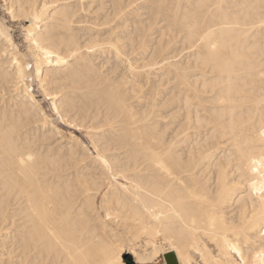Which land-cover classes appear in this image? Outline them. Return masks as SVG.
<instances>
[{"label": "bare ground", "instance_id": "6f19581e", "mask_svg": "<svg viewBox=\"0 0 264 264\" xmlns=\"http://www.w3.org/2000/svg\"><path fill=\"white\" fill-rule=\"evenodd\" d=\"M13 4L0 264H107L163 244L162 264H261L264 0ZM22 20L24 51L8 25Z\"/></svg>", "mask_w": 264, "mask_h": 264}, {"label": "snow or ice", "instance_id": "6c2138e0", "mask_svg": "<svg viewBox=\"0 0 264 264\" xmlns=\"http://www.w3.org/2000/svg\"><path fill=\"white\" fill-rule=\"evenodd\" d=\"M17 5L13 4L10 6L5 5V11L8 16H10L13 20L17 18ZM23 8V6H20ZM29 19L33 20H38L39 16H31V17H26ZM29 39L32 40L33 43H36L35 39L33 38V34L31 32L28 33ZM43 41L46 44H50L51 38L50 37H43ZM37 47L39 48L40 45L37 44ZM74 54V53H73ZM51 55V53H49ZM261 193L262 199H264V185H262L259 189ZM168 245L163 244V245H153L152 249L148 251L145 254H141L136 251L135 248H130V247H122L118 248L115 250L113 258L107 262V264H126V259H121V253H131L132 256L134 257V260L132 261V264H162V253L167 250ZM233 251H236L235 248ZM262 256H264V253H262ZM261 264H264V259L261 260Z\"/></svg>", "mask_w": 264, "mask_h": 264}, {"label": "rangeland", "instance_id": "374dc122", "mask_svg": "<svg viewBox=\"0 0 264 264\" xmlns=\"http://www.w3.org/2000/svg\"><path fill=\"white\" fill-rule=\"evenodd\" d=\"M0 16H5L6 17L4 7L1 5V0H0ZM6 19L9 20V21L11 20L8 17H6ZM8 25H11L12 26V29H13L12 30L13 31L12 34H13V37L15 39V42L19 45L20 49L22 51H24V49L26 48V44H25V42L23 40V37L21 35V29H20V27L23 26V25H25V22L22 20V22L19 25H15V24H12L11 22H9ZM38 96H40V93H38ZM48 104L49 103L45 102L44 103V106H45L46 109L50 110ZM62 128H63L64 131L67 130V128H64L63 126H62ZM99 212L101 213V215H103V213H102L101 210H99ZM124 259H131L133 261L132 256L129 255V254H125L124 255Z\"/></svg>", "mask_w": 264, "mask_h": 264}, {"label": "trees", "instance_id": "16d2710c", "mask_svg": "<svg viewBox=\"0 0 264 264\" xmlns=\"http://www.w3.org/2000/svg\"><path fill=\"white\" fill-rule=\"evenodd\" d=\"M126 264H132V260L131 259H126Z\"/></svg>", "mask_w": 264, "mask_h": 264}, {"label": "crops", "instance_id": "0c3cea01", "mask_svg": "<svg viewBox=\"0 0 264 264\" xmlns=\"http://www.w3.org/2000/svg\"><path fill=\"white\" fill-rule=\"evenodd\" d=\"M168 259H169V258H168ZM170 260H171V258H170ZM170 260H169V261H170ZM170 262H171L172 264H175L173 261H170Z\"/></svg>", "mask_w": 264, "mask_h": 264}]
</instances>
